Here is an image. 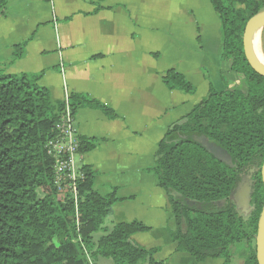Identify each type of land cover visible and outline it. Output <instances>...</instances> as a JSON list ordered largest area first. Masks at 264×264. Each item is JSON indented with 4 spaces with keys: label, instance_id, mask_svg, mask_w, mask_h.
I'll return each mask as SVG.
<instances>
[{
    "label": "trees",
    "instance_id": "obj_1",
    "mask_svg": "<svg viewBox=\"0 0 264 264\" xmlns=\"http://www.w3.org/2000/svg\"><path fill=\"white\" fill-rule=\"evenodd\" d=\"M221 19L222 60L242 80L223 77L225 88L212 83L208 96L181 121L174 123L158 144L150 171L157 177L172 205L168 222L177 251L197 261L222 259L232 264V248L246 243L244 264H258L256 236L264 210V76L249 64L243 35L248 20L264 11V0H211ZM4 1L0 0V7ZM264 46V32H263ZM38 74L7 72L0 63V264H169L157 260L159 246L146 247L133 235L150 228L141 222L104 226L113 214L116 193L94 190V172L83 167L79 202L55 201L54 159L46 145L57 132L65 108L53 100ZM170 89L186 93L196 86L182 73L169 70ZM236 81V82H235ZM71 106L117 113L98 100L74 94ZM206 135L235 159L225 163L192 139ZM94 138H79V152L97 147ZM254 171L253 210L242 216L231 200L240 176ZM103 232L100 237L95 234Z\"/></svg>",
    "mask_w": 264,
    "mask_h": 264
},
{
    "label": "crops",
    "instance_id": "obj_2",
    "mask_svg": "<svg viewBox=\"0 0 264 264\" xmlns=\"http://www.w3.org/2000/svg\"><path fill=\"white\" fill-rule=\"evenodd\" d=\"M3 1L0 63L7 72H43L39 84L53 100L64 101L67 92L71 98L83 94L117 113L111 118L92 107L75 113L78 138L99 141L79 152L80 165L93 170L94 190L118 198L104 226L141 222L150 229L133 239L159 246L157 260L210 262L177 251L168 230L169 195L149 168L167 130L208 96L211 81L222 90L224 76L238 77L222 60L221 19L212 1ZM169 70L182 73L196 91L170 89L164 80ZM98 264L115 263L101 258Z\"/></svg>",
    "mask_w": 264,
    "mask_h": 264
},
{
    "label": "built area",
    "instance_id": "obj_3",
    "mask_svg": "<svg viewBox=\"0 0 264 264\" xmlns=\"http://www.w3.org/2000/svg\"><path fill=\"white\" fill-rule=\"evenodd\" d=\"M65 108L57 126L56 134L47 142L48 154L54 159V184L59 191L68 190L76 207L79 202V183L85 173L79 163V138L76 115L71 106V96L67 92Z\"/></svg>",
    "mask_w": 264,
    "mask_h": 264
},
{
    "label": "rangeland",
    "instance_id": "obj_4",
    "mask_svg": "<svg viewBox=\"0 0 264 264\" xmlns=\"http://www.w3.org/2000/svg\"><path fill=\"white\" fill-rule=\"evenodd\" d=\"M263 32L264 29L261 30V49L264 54V46H263ZM242 76L238 75L237 82H240L242 80ZM235 81V82H236ZM207 143H209V146H211V150L213 154L218 156L219 158H223L226 160V162L232 161L235 162L234 157L219 143L207 140ZM213 145V146H212ZM254 171H248L246 173L241 174L240 180L237 182V185L233 191V194L231 196L232 202L235 204L237 210L239 213L248 218L250 217L253 206H252V192H253V185H254ZM72 199V194L68 190L59 191L57 189L55 201L60 203H69ZM101 233L96 234L98 237ZM233 253V261L232 264H244L245 259L247 258L249 254V248L246 243H239L233 246L232 248ZM214 259H212L210 262H207L205 264H214ZM113 263V262H112Z\"/></svg>",
    "mask_w": 264,
    "mask_h": 264
},
{
    "label": "water",
    "instance_id": "obj_5",
    "mask_svg": "<svg viewBox=\"0 0 264 264\" xmlns=\"http://www.w3.org/2000/svg\"><path fill=\"white\" fill-rule=\"evenodd\" d=\"M264 29V11L258 13L257 15L251 17L245 27L244 35H243V44H244V53L246 58L251 65V67L259 74L264 76V64L257 57L254 49H253V37L256 31ZM192 139L207 149L209 152L213 153L211 150V146L207 143L206 135H193ZM213 146V145H212ZM215 155V154H214ZM216 156V155H215ZM219 158L218 156H216ZM221 159V158H219ZM227 164L232 165V161L226 162L225 159H221ZM262 180L264 183V163L261 169ZM233 194V193H232ZM256 256L258 264H264V210L262 217L259 221L258 232L256 236Z\"/></svg>",
    "mask_w": 264,
    "mask_h": 264
},
{
    "label": "bare ground",
    "instance_id": "obj_6",
    "mask_svg": "<svg viewBox=\"0 0 264 264\" xmlns=\"http://www.w3.org/2000/svg\"><path fill=\"white\" fill-rule=\"evenodd\" d=\"M260 38H261V31L258 30L255 32L254 37H253V49L257 57L259 58V60L264 64V54L261 49Z\"/></svg>",
    "mask_w": 264,
    "mask_h": 264
},
{
    "label": "flooded vegetation",
    "instance_id": "obj_7",
    "mask_svg": "<svg viewBox=\"0 0 264 264\" xmlns=\"http://www.w3.org/2000/svg\"><path fill=\"white\" fill-rule=\"evenodd\" d=\"M253 187V186H252Z\"/></svg>",
    "mask_w": 264,
    "mask_h": 264
}]
</instances>
